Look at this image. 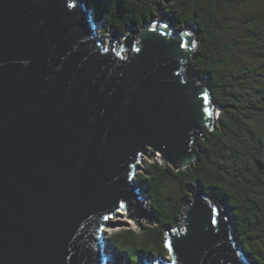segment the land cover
<instances>
[{
	"label": "water",
	"instance_id": "1",
	"mask_svg": "<svg viewBox=\"0 0 264 264\" xmlns=\"http://www.w3.org/2000/svg\"><path fill=\"white\" fill-rule=\"evenodd\" d=\"M85 2L0 0V264H111L110 218L157 222L138 162L187 170L215 125L196 26L159 14L105 41ZM188 194L163 233L169 258L137 264H252L220 197Z\"/></svg>",
	"mask_w": 264,
	"mask_h": 264
},
{
	"label": "trees",
	"instance_id": "2",
	"mask_svg": "<svg viewBox=\"0 0 264 264\" xmlns=\"http://www.w3.org/2000/svg\"><path fill=\"white\" fill-rule=\"evenodd\" d=\"M94 19L118 34L140 29L160 13L180 30L198 31L193 77L205 78L218 107L214 129L197 143L196 161L173 170L160 159L136 177L157 216L153 226L110 236L115 252L134 263L136 254L165 248L164 230L179 220L188 190L224 202L233 231L252 264H264V0H89ZM151 157V156H150Z\"/></svg>",
	"mask_w": 264,
	"mask_h": 264
},
{
	"label": "rangeland",
	"instance_id": "3",
	"mask_svg": "<svg viewBox=\"0 0 264 264\" xmlns=\"http://www.w3.org/2000/svg\"><path fill=\"white\" fill-rule=\"evenodd\" d=\"M85 1L86 0H79V2L83 3L86 6L87 4H86ZM160 16L161 17H165L161 13H160ZM95 21L97 22V25H95V28L96 29L99 28V30H98L99 36H103L105 41H106L109 38L110 30L108 31V30L104 29V20L103 19H101L99 21H97V20H95ZM133 31H134L135 34H139V31L134 30V29H133ZM124 34H125V32L123 34L116 33V36H117V38L119 39L120 42H121V38L123 37ZM196 42H198L197 37H196ZM218 111H219V109H218ZM216 122H217V115H216L215 123ZM156 159H160L157 154L156 155H152V158L150 157L149 160L146 159V157H142L141 158L140 162H138V167H137L138 170H135V173H134V176H133V179H132L134 183H136V180H137L136 177L138 176V174L142 173V171L146 167V165H148L152 161H155ZM140 193H141L142 198L144 200H146L147 206L150 207V200L146 197V195L144 193V188L142 186L140 187ZM109 221H112V222L115 223L116 226H119L117 228H104V230L106 232V239H107L106 243H108V247L107 248L112 253H114L113 254L114 256L111 257V261L109 260V263L117 264L118 260L120 259V264H137L138 255H140V254L137 253L136 256H135L134 263H130L128 254H126L124 252H121V251L115 252L113 250L112 244H111L109 238H110V236L113 233H117L119 231L125 232L127 230H132V231L137 233L141 226H145V225L146 226H150V225L144 224V220H142L141 221V225L139 226V228H137L136 224L135 223L133 224L129 219H126V218L121 219L119 217H112V218L109 219ZM151 226H153V224ZM147 256H149L150 257L149 259L152 260V261L157 259V258H162V259L169 258V254H168V251L166 249H164V251L162 253L161 252L157 253L156 251H153L152 253L147 254Z\"/></svg>",
	"mask_w": 264,
	"mask_h": 264
},
{
	"label": "bare ground",
	"instance_id": "4",
	"mask_svg": "<svg viewBox=\"0 0 264 264\" xmlns=\"http://www.w3.org/2000/svg\"><path fill=\"white\" fill-rule=\"evenodd\" d=\"M97 30H99V28H97Z\"/></svg>",
	"mask_w": 264,
	"mask_h": 264
},
{
	"label": "clouds",
	"instance_id": "5",
	"mask_svg": "<svg viewBox=\"0 0 264 264\" xmlns=\"http://www.w3.org/2000/svg\"><path fill=\"white\" fill-rule=\"evenodd\" d=\"M98 31V30H97ZM99 33V32H98ZM217 115H218V113H217Z\"/></svg>",
	"mask_w": 264,
	"mask_h": 264
}]
</instances>
